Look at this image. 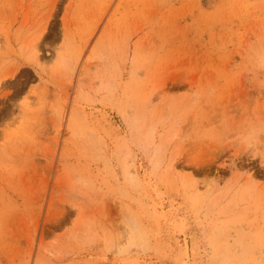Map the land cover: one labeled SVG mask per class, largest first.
<instances>
[{"label":"rangeland","instance_id":"1","mask_svg":"<svg viewBox=\"0 0 264 264\" xmlns=\"http://www.w3.org/2000/svg\"><path fill=\"white\" fill-rule=\"evenodd\" d=\"M0 264H264V0H0Z\"/></svg>","mask_w":264,"mask_h":264},{"label":"bare ground","instance_id":"2","mask_svg":"<svg viewBox=\"0 0 264 264\" xmlns=\"http://www.w3.org/2000/svg\"><path fill=\"white\" fill-rule=\"evenodd\" d=\"M36 57H37V56H36ZM61 59H62V58L59 59V62H58L59 64L57 63L56 66H55V70L58 71V72H59L60 70H62V69H61L62 67H61V65H60V61L62 62ZM35 60H36V59H35ZM24 99H25V98H24ZM30 104H31V103H30Z\"/></svg>","mask_w":264,"mask_h":264}]
</instances>
